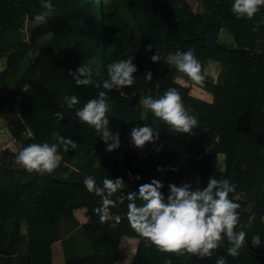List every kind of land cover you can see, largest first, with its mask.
I'll list each match as a JSON object with an SVG mask.
<instances>
[{
	"label": "trees",
	"instance_id": "16d2710c",
	"mask_svg": "<svg viewBox=\"0 0 264 264\" xmlns=\"http://www.w3.org/2000/svg\"><path fill=\"white\" fill-rule=\"evenodd\" d=\"M198 1L203 13L193 11L186 0H52L53 16L47 23L37 22L28 41H23L25 20L42 11L41 0H0V64L5 63L0 70V118L8 121L18 150L30 143L55 144L61 158L51 172L28 171L15 162L18 152H0V264H53L56 222L67 220L69 225L73 211L82 208L90 215L84 230L93 253L69 258L67 264H117L125 236L139 240L132 264H216L221 257L226 264H264V7L248 19L231 11V0ZM222 31L231 37L230 43L220 41ZM219 47L227 55L214 82L207 63ZM188 50L201 63L205 79L200 83L169 60ZM129 55L137 69L135 83L119 91L104 89L106 65ZM153 55L160 59L153 62ZM90 62L101 64V71L91 68L94 83L77 86L69 70L75 73ZM146 71L152 73L150 80L144 77ZM170 87L180 92L185 108L198 119L190 133L170 130L150 110L142 117L143 98H158ZM191 87L211 94L213 102L193 97ZM101 91L109 105L107 128L113 135L119 133L120 147L113 152L105 151L102 132L75 115ZM65 95L77 96L79 103L69 108L63 102ZM16 101L21 103V117L14 109ZM145 124L154 140L136 148L130 129ZM28 128L32 137L23 135ZM129 170L141 179L130 180ZM86 176L94 177L97 184L107 176L123 177L124 187L109 199L125 196L153 178L163 183L164 195L169 194V184H188L196 190L206 188L210 177L218 182L227 178L234 192L246 194L244 202H237L234 228L245 232L244 245L237 257L227 256L226 237L211 257L161 252L130 227L126 199L110 207L103 221L99 219L95 210L107 192L99 196L89 192L83 185ZM107 216L115 225L108 223ZM24 244L26 254H22Z\"/></svg>",
	"mask_w": 264,
	"mask_h": 264
},
{
	"label": "clouds",
	"instance_id": "9594fccd",
	"mask_svg": "<svg viewBox=\"0 0 264 264\" xmlns=\"http://www.w3.org/2000/svg\"><path fill=\"white\" fill-rule=\"evenodd\" d=\"M41 4L42 11L35 14L33 19L38 23H47L49 17L53 16L54 6L52 0H41ZM261 7H264V0H231V11L238 18L251 19ZM151 47V44L147 46L148 49ZM132 59L133 57L129 55L127 59L114 60L106 65L107 79L103 82L104 89L115 88L119 91L121 86H132L135 83L133 73L137 69ZM158 59H160L158 55L151 57L153 62ZM172 59L178 70L186 73L191 81L200 83L205 79L201 72V63L192 50L177 52ZM69 75L73 77L77 86L94 83L92 69L86 65L77 67L75 73L69 70ZM144 77L150 80L151 71H146ZM105 96L106 93L101 91L99 98L89 99L83 103L82 107L76 109L75 115L79 121L92 126L96 132H102L100 139L105 144V151L113 152L120 147V139L119 133L113 135L107 128L109 121L106 112L109 105L105 101ZM63 102L72 108L79 100L75 95H65ZM142 104L175 132L190 133L198 125L197 117L185 108L180 92L174 87L165 90L158 98L145 96ZM59 115L57 113V116ZM62 139L65 144H73L70 139ZM155 139H159V136L157 135ZM130 140L134 147L142 148L146 143L153 142V131L147 124L133 126L130 129ZM109 141L111 143H108ZM56 152L55 144L30 143L18 151L14 160L28 171L51 172L57 168L60 159ZM171 170L176 169L172 167ZM157 171H163V168L157 166ZM126 175L130 180L141 179L139 175L133 176L130 170ZM101 184H97L92 176L83 178V185L89 192H94L98 196L107 192V196L101 199V206L95 210L100 213L99 219L103 221L110 207H115L118 200L123 202L126 199L128 201L126 215L130 227L140 236L147 238L161 252L211 257L212 250L226 237L229 243L227 256L237 257L244 245L245 232L234 231L238 224L237 209L240 205L229 199V193L234 192L235 188L227 178L218 182L217 179L210 177L206 188L196 190L188 184L182 186L169 184L168 195L162 192L163 183L153 178L150 182L138 184L136 190L129 191L117 199L108 197L124 187L123 177L117 176L113 179L107 176L103 178ZM137 200L141 203L137 204ZM216 264H226V259L221 257L216 260Z\"/></svg>",
	"mask_w": 264,
	"mask_h": 264
},
{
	"label": "crops",
	"instance_id": "0c3cea01",
	"mask_svg": "<svg viewBox=\"0 0 264 264\" xmlns=\"http://www.w3.org/2000/svg\"><path fill=\"white\" fill-rule=\"evenodd\" d=\"M222 47L216 48L212 51V56L214 60L211 62L217 65L216 67L219 71L218 76L222 70V62L224 61L227 51ZM211 60V59H210ZM209 60V61H210ZM208 69V63H207ZM208 74V72H207ZM191 95L195 98L207 101L209 103L213 102V96L197 87H193ZM195 89L197 91H195ZM196 95H194V93ZM0 121H3L0 118ZM6 121V120H5ZM234 202H244L245 193L240 190H236L231 198ZM108 223L113 226L114 221L110 217H106ZM62 222V223H60ZM90 223L89 211L86 208L77 209L73 211V220L67 223V220L56 222V233L57 241L52 247L53 252V264H67L69 258H86L93 253V246L90 237L85 233V226ZM71 226V230L69 228ZM22 235L25 237L27 235V227L22 230ZM139 240L137 238L125 236L121 239L119 245L120 258L117 264H132L133 258L136 254ZM28 246L26 244L22 247V254H26Z\"/></svg>",
	"mask_w": 264,
	"mask_h": 264
},
{
	"label": "rangeland",
	"instance_id": "374dc122",
	"mask_svg": "<svg viewBox=\"0 0 264 264\" xmlns=\"http://www.w3.org/2000/svg\"><path fill=\"white\" fill-rule=\"evenodd\" d=\"M186 1L191 6L193 11L198 12V13L204 12L203 6L201 5V3L198 0H186ZM36 25H37V22L34 19L31 20L30 18H26L25 24L23 26V30L21 32V40L28 41L29 31L32 27H35ZM220 41H222V43H230L232 40H231V37L226 32L222 31L220 34ZM32 57L35 58V55L33 54ZM32 57L30 59H32ZM210 59L211 60L208 61L207 72H208V75L210 76V78L213 79L214 82H217L219 71L216 67H218V66L211 62L212 60H214L213 58H211V56H210ZM169 60L173 61L172 58H169ZM88 66L90 68H92L93 70H95L96 73H99L101 71V68H102L101 64H98L97 62L95 64H94V62H90ZM2 67L3 68L5 67L4 61H2V63L0 64V70L3 69ZM18 80L19 79L12 81V86L10 87L11 89H14ZM179 83H181L182 85H184L186 87H189V85L185 84L184 82L179 81ZM190 89H191V93H192V90L194 88L191 87ZM195 91H197V90L195 89ZM194 95H196V94L194 93ZM7 111H8V115H10V109ZM148 112H149V110L144 108V106L142 104V112H141L142 117H145L148 114ZM23 135H24V137H27L28 133L25 132ZM17 147H18V142L16 141V139L13 137V135L11 133V129L8 126V121H5L3 119V121H0V152L5 151L6 149H10L14 153H17L19 151ZM261 153H262V155H264V142L261 145ZM59 161H61V158L59 159ZM59 161H58V164H59ZM19 169H24V168L22 166H19ZM245 196H246V194H245ZM249 207L250 208L248 209V211H250V209H251V206H249ZM60 223H62V222H60ZM253 247H255V248L259 247V244L257 241L253 242Z\"/></svg>",
	"mask_w": 264,
	"mask_h": 264
},
{
	"label": "built area",
	"instance_id": "2783aa9c",
	"mask_svg": "<svg viewBox=\"0 0 264 264\" xmlns=\"http://www.w3.org/2000/svg\"><path fill=\"white\" fill-rule=\"evenodd\" d=\"M14 109L17 112L18 116L21 117V111H22V107H21V103L19 101L14 102ZM28 136L32 137L33 134L30 131V129L28 128L27 130Z\"/></svg>",
	"mask_w": 264,
	"mask_h": 264
}]
</instances>
